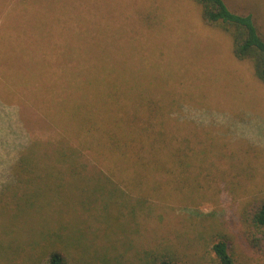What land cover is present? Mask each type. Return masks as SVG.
<instances>
[{
	"label": "rangeland",
	"instance_id": "374dc122",
	"mask_svg": "<svg viewBox=\"0 0 264 264\" xmlns=\"http://www.w3.org/2000/svg\"><path fill=\"white\" fill-rule=\"evenodd\" d=\"M223 1L264 34V0ZM177 104L186 121L166 140L183 129L210 146L208 179L178 171L188 191L166 185L178 174L133 172L107 141L114 109ZM255 198L264 85L192 0H0V264H218V241L234 264H264L240 220Z\"/></svg>",
	"mask_w": 264,
	"mask_h": 264
},
{
	"label": "trees",
	"instance_id": "16d2710c",
	"mask_svg": "<svg viewBox=\"0 0 264 264\" xmlns=\"http://www.w3.org/2000/svg\"><path fill=\"white\" fill-rule=\"evenodd\" d=\"M192 1L199 7L202 22L207 27L222 31L229 36L234 59L247 62L253 77L264 85V34L254 23L253 17L250 14L231 11L223 0ZM156 4L158 5L157 1L154 6L148 5V14H145L152 20L151 24L149 23L151 26L157 25L156 19L160 15ZM141 18L143 20L144 15ZM180 108V104H177L174 109L169 108L165 111L142 107L114 109L111 128L107 131V141L112 153L121 157L123 161L127 160L128 167L136 166L133 172L140 175L141 171L138 170L140 168L145 171L150 169L153 172L165 170L171 173L169 175H177L180 170L190 171L193 168L197 169L200 175L206 174L205 162L208 159L210 146L207 148L203 143L201 149L195 148L192 142L195 140L197 144L199 141L196 134L187 133L182 129V134L187 136L182 137L181 140L175 138L166 140L169 135L167 132L169 125L180 126L179 120L186 121L183 114V116L180 114L172 116L175 110ZM162 137L165 139H161ZM168 154L169 157H166ZM10 177L14 182V177ZM203 178L208 179L206 175ZM135 182L141 183L137 179ZM165 183L168 186L173 184L172 186L177 188L184 187L187 191L190 185L188 178L179 174L175 178L168 177ZM240 218L242 233L248 243L253 245L258 241L264 242V198L248 200L242 206ZM211 251L218 264H234L229 254V246L224 241L215 243ZM44 264H63V259L57 252H52L46 257ZM153 264L179 263L172 260H156Z\"/></svg>",
	"mask_w": 264,
	"mask_h": 264
}]
</instances>
